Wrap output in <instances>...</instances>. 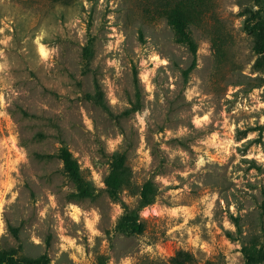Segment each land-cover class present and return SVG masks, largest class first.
I'll use <instances>...</instances> for the list:
<instances>
[{"label": "rangeland", "instance_id": "374dc122", "mask_svg": "<svg viewBox=\"0 0 264 264\" xmlns=\"http://www.w3.org/2000/svg\"><path fill=\"white\" fill-rule=\"evenodd\" d=\"M253 2L0 0V249L51 264H174L178 251L244 264L264 243V71L242 15ZM174 15L196 48L187 75ZM115 156L127 175L113 196ZM147 180L145 228L124 234L122 203L136 207Z\"/></svg>", "mask_w": 264, "mask_h": 264}, {"label": "trees", "instance_id": "16d2710c", "mask_svg": "<svg viewBox=\"0 0 264 264\" xmlns=\"http://www.w3.org/2000/svg\"><path fill=\"white\" fill-rule=\"evenodd\" d=\"M57 2L65 0H54ZM256 6V7H254ZM243 29L248 33H255L252 49L257 54L255 66L264 71V0H254L253 7L242 10ZM170 22L174 24L179 33V40L185 41L191 51L192 60L190 65L183 71L185 75L193 68L196 59V48L185 30L184 20L174 15L170 17ZM264 83V82H263ZM60 157L65 169L74 177H79V165L72 157L71 152L62 147ZM127 175V167L122 156H115L111 162V167L104 177V183L108 192L116 196ZM156 188L151 180L145 181L139 192V199L136 207H130L122 203V212L117 221V230L124 234L141 233L145 228V223L141 220L139 210L145 205L152 203L155 199ZM190 254L185 251H178L173 256L174 264H185V260L190 258ZM264 262V243L258 247L244 250V264H258ZM0 264H51L46 253L37 256L17 257L11 249H0Z\"/></svg>", "mask_w": 264, "mask_h": 264}]
</instances>
